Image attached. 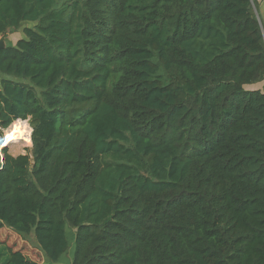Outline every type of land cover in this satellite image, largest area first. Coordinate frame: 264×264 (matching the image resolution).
I'll list each match as a JSON object with an SVG mask.
<instances>
[{"label":"trees","instance_id":"16d2710c","mask_svg":"<svg viewBox=\"0 0 264 264\" xmlns=\"http://www.w3.org/2000/svg\"><path fill=\"white\" fill-rule=\"evenodd\" d=\"M260 3L0 0V264H264Z\"/></svg>","mask_w":264,"mask_h":264},{"label":"rangeland","instance_id":"374dc122","mask_svg":"<svg viewBox=\"0 0 264 264\" xmlns=\"http://www.w3.org/2000/svg\"><path fill=\"white\" fill-rule=\"evenodd\" d=\"M258 12L260 13V17L262 18L263 26H264V6L261 8V5H260ZM34 25H35V23H33V22L23 23L22 26L18 30L10 31L5 36H1L0 41H4L5 44H16L20 38L25 37L24 28L26 26H34ZM17 120H21V119H17ZM26 121L28 122L30 129H31L32 127L30 125L29 119H26ZM10 127L3 130V136L4 137H2L0 139V142L2 145H4L3 139L6 138V136H8L10 134V131H11ZM32 131H33V128H32ZM30 135H31V132L29 134V137H28V140L26 141V143L22 140L19 142V144L18 143H10L9 145H7L9 152L15 156L29 152L28 149L32 148L31 141H30ZM2 145H1V147H2ZM67 233H68V237L70 240V244H71L70 246L71 247H69L67 253H65V255L61 258V260L59 262H57L56 264H71V258L73 257L74 250H75V247H74L75 245L73 243V240L75 237V232H74V230L68 228ZM0 238L4 239L6 241L5 243H7L8 245H11L10 247L13 250H21L26 255L31 257L32 259H35L38 261L43 260V256H42L43 254L36 247L35 237L33 235L28 236L27 237L28 239H23L22 237L18 236L16 233L11 231L10 229L2 228L0 230Z\"/></svg>","mask_w":264,"mask_h":264},{"label":"bare ground","instance_id":"6f19581e","mask_svg":"<svg viewBox=\"0 0 264 264\" xmlns=\"http://www.w3.org/2000/svg\"><path fill=\"white\" fill-rule=\"evenodd\" d=\"M10 129H11L10 134L3 139V144H4L3 147L9 145L10 143L19 144V142L22 140L26 143L29 134L32 130L30 129L28 122L22 119L15 121L11 125Z\"/></svg>","mask_w":264,"mask_h":264},{"label":"water","instance_id":"95a60500","mask_svg":"<svg viewBox=\"0 0 264 264\" xmlns=\"http://www.w3.org/2000/svg\"><path fill=\"white\" fill-rule=\"evenodd\" d=\"M7 44L4 43V41H0V51L6 47ZM32 136V135H31Z\"/></svg>","mask_w":264,"mask_h":264},{"label":"crops","instance_id":"0c3cea01","mask_svg":"<svg viewBox=\"0 0 264 264\" xmlns=\"http://www.w3.org/2000/svg\"><path fill=\"white\" fill-rule=\"evenodd\" d=\"M260 1H261L260 5H261V8H262L264 6V0H260ZM43 260H44V258H43Z\"/></svg>","mask_w":264,"mask_h":264}]
</instances>
